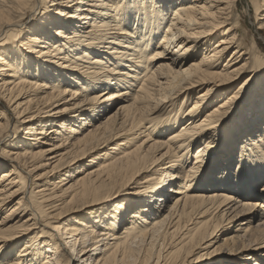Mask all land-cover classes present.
Instances as JSON below:
<instances>
[{"label": "bare ground", "instance_id": "bare-ground-1", "mask_svg": "<svg viewBox=\"0 0 264 264\" xmlns=\"http://www.w3.org/2000/svg\"><path fill=\"white\" fill-rule=\"evenodd\" d=\"M240 4L0 0V264H264Z\"/></svg>", "mask_w": 264, "mask_h": 264}, {"label": "rangeland", "instance_id": "rangeland-1", "mask_svg": "<svg viewBox=\"0 0 264 264\" xmlns=\"http://www.w3.org/2000/svg\"><path fill=\"white\" fill-rule=\"evenodd\" d=\"M240 13H242L243 20L245 21V23L248 26V28L250 30H253L254 31V33L256 35V41L258 42L259 48L264 53V32H261V34H262L261 36H259V35L256 34L255 30H256L257 25L254 22V12L251 11V9L248 7L247 0H242V4H240ZM259 79L260 78L255 79L252 82V84L250 85L249 89L246 91L245 100L242 102L243 107L249 106L250 101H252V100L255 103H257L256 100L258 99V97H255V95L257 94V92H258L257 90L259 89L258 87L260 86L261 81L264 78L261 79V80H259ZM241 108L238 110V112L236 113L235 116H237L241 112V110H242ZM208 170H209V168L208 169H204L203 172L206 173ZM170 202H171V200H170ZM243 255H247V254L246 253L239 254V255H237L235 257V259H237L238 257L243 256ZM232 259H234V258H232Z\"/></svg>", "mask_w": 264, "mask_h": 264}]
</instances>
